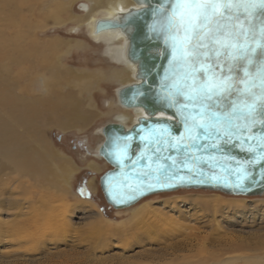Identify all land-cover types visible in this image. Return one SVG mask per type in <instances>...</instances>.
<instances>
[{
    "label": "rangeland",
    "instance_id": "374dc122",
    "mask_svg": "<svg viewBox=\"0 0 264 264\" xmlns=\"http://www.w3.org/2000/svg\"><path fill=\"white\" fill-rule=\"evenodd\" d=\"M5 1L7 10L16 14L14 27L7 30L10 42L0 45V70L10 65L9 76L16 88L35 94V0ZM82 1L72 5L78 15L84 12ZM19 17L29 18V23L20 22ZM70 20L56 25L52 19H43L38 41H87L90 47L87 52H74V63L110 66L84 26L70 32L75 25ZM70 50L61 49V57H71ZM10 57H19V65L9 64ZM101 87L104 93L91 89L99 95L100 106L98 110L89 107L96 116L82 129L43 127L51 149L67 162L57 165V173L73 164L68 177L64 180L59 175L54 187L36 182L33 188L24 181L19 188L12 183L2 190L0 264H264V195L232 196L201 189L156 193L133 207H145L139 216L132 209L115 210L107 204L99 177L110 166L93 154L100 139L98 129L110 121L105 103L114 98L116 86L104 83ZM93 161L98 170L87 166ZM90 178L93 190L87 186ZM43 194L53 197L48 205ZM96 222L106 229L96 230ZM33 227L35 233L42 232L35 239L27 236Z\"/></svg>",
    "mask_w": 264,
    "mask_h": 264
},
{
    "label": "snow or ice",
    "instance_id": "6c2138e0",
    "mask_svg": "<svg viewBox=\"0 0 264 264\" xmlns=\"http://www.w3.org/2000/svg\"><path fill=\"white\" fill-rule=\"evenodd\" d=\"M138 2L149 7L121 26L150 16L148 32L163 45L156 56L166 62L141 73L155 79L148 91L122 93L129 104L147 97V115L133 134L106 139L102 152L118 170L105 179L109 198L126 205L156 188L192 184L244 192L257 182L255 169L264 181V0ZM225 146L249 158L225 155Z\"/></svg>",
    "mask_w": 264,
    "mask_h": 264
},
{
    "label": "bare ground",
    "instance_id": "6f19581e",
    "mask_svg": "<svg viewBox=\"0 0 264 264\" xmlns=\"http://www.w3.org/2000/svg\"><path fill=\"white\" fill-rule=\"evenodd\" d=\"M74 2L75 0H62L59 4V0H35V94L16 88L15 81L9 76L10 65L6 68L4 65V71L0 70V196L3 194L2 190L12 183L16 188L23 186L24 181L33 188L36 182L54 187L59 175L64 180L68 177L73 170V164H68V170L57 173V165L67 162L51 149L43 127L53 124L61 129L77 127L80 130L90 123L96 116V110L93 111L89 107L98 110L100 106L96 101L99 95L91 89L103 92L101 85L104 83H114L116 86L114 98L106 100L105 103V114L110 117L108 124L117 123L124 129H130L144 115L142 108L126 107L118 98L121 88L140 82L136 76L137 63L127 58V35L120 29H105L100 32L95 30L97 21L118 19L124 13L140 7V4L135 0H83L81 6L84 12L78 15L73 11ZM15 14V11L7 10L5 0H0V45L10 42L11 32L7 30L11 26L14 27ZM47 18L52 19V23L56 25H62L67 19H71L75 23L69 28L72 33L79 26H84L88 39L101 47V53L111 65L104 67L87 61L74 63V52H87L90 47L87 41L84 43L75 40L72 44L69 42L72 40L40 43L37 39V29L43 26L42 20ZM18 20L29 23V18L19 17ZM70 47V51H73L71 57L68 56L70 59L66 56L62 58L61 49ZM2 51L0 47V54ZM20 61L19 57L8 58L9 64L19 65ZM69 64L78 67H71ZM105 125L106 123L98 129L100 139L94 150L95 158L103 159L98 151L104 141L102 129ZM87 166L92 170L99 169L94 161ZM93 180L90 178L87 181L90 190L94 189ZM42 196L45 205L53 198L45 194ZM137 204L136 202L124 209H132L133 215L139 216L145 211V207L134 209ZM119 209L123 208H117ZM45 223L48 224V221ZM60 223L63 226V222ZM94 226L98 231L106 229L100 222H96ZM39 232L35 233L33 227L27 232V236L35 239L42 234Z\"/></svg>",
    "mask_w": 264,
    "mask_h": 264
},
{
    "label": "water",
    "instance_id": "95a60500",
    "mask_svg": "<svg viewBox=\"0 0 264 264\" xmlns=\"http://www.w3.org/2000/svg\"><path fill=\"white\" fill-rule=\"evenodd\" d=\"M137 3L140 4V7L137 9H132L127 13H124L122 16H120L118 19H101L97 21L95 25L96 32L103 31L105 29H120L127 35L128 39V47H127V58L130 61L137 63V73L136 76L140 79L139 83H134L131 85H128L126 87H123L118 92V98L119 102L126 106V107H140L144 111V115H142L138 121L147 115V110L144 107V104L140 101H147V97H139L136 102H133L131 104L125 102V98L122 95V93H127V97L131 99V96L135 89L141 85H143V91H148V85H152L155 83L154 77L150 76L145 82L141 78V73L146 70V68H151L153 65H158L165 63L166 61H162L158 56H156L157 49H160L163 47L162 43L152 38V34L148 32V29L146 27L147 24L151 23V17L150 16H143L142 18H133L132 21H130L129 30H126L125 27L121 26L123 24L124 18L127 17L130 13L137 14L141 13L143 9H146L149 7L148 3H140L138 0H135ZM158 0H153V3H157ZM101 24H108L112 25L109 27L101 28ZM170 114V113H168ZM167 115V114H166ZM159 113H157L154 116H151L150 119L155 120L159 119ZM174 123V122H173ZM137 124H134L130 129H124L122 125L117 123H107L103 129L102 132L104 134V141L99 147V155L110 165V168L107 169L100 177L99 183L101 187V191L103 193L104 199L107 202L109 206H111L113 209L117 208H124L127 206H130L139 200L150 196L152 194L156 193H163V192H171L176 191L180 189H201V190H208V191H218L229 195H235V196H260L264 193V181H261L258 175V169H255L254 171L257 172L256 176V183L251 184L248 190L244 192H240L239 190L233 191L230 188H225L222 185H199V184H192V185H182L175 188H156L152 191L145 192L143 195L138 196L136 200L131 201L130 203L126 205H117L115 204L108 196L107 194V185L105 184V179L107 176L112 175L115 176L117 169L114 168V165L112 162L107 158L103 152V146L105 145L106 139L109 136L114 135H125V134H133L132 130L137 127ZM177 134H179L180 129H177ZM139 148V141L138 138L134 139L133 143V153L132 155H136V151ZM225 155H233L236 156L238 159H248V154L241 152L238 148H231L229 149L228 146H225Z\"/></svg>",
    "mask_w": 264,
    "mask_h": 264
}]
</instances>
